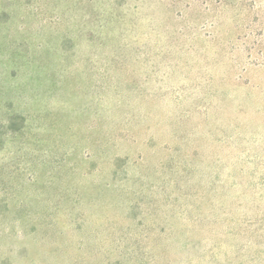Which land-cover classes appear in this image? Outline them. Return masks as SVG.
<instances>
[{"label":"rangeland","instance_id":"374dc122","mask_svg":"<svg viewBox=\"0 0 264 264\" xmlns=\"http://www.w3.org/2000/svg\"><path fill=\"white\" fill-rule=\"evenodd\" d=\"M0 264H264V0H0Z\"/></svg>","mask_w":264,"mask_h":264}]
</instances>
